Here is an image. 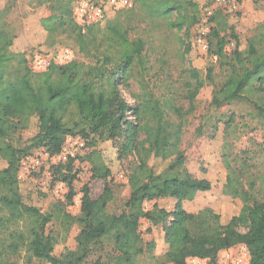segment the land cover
<instances>
[{
	"label": "trees",
	"instance_id": "16d2710c",
	"mask_svg": "<svg viewBox=\"0 0 264 264\" xmlns=\"http://www.w3.org/2000/svg\"><path fill=\"white\" fill-rule=\"evenodd\" d=\"M77 1L29 0V7L46 6L50 11L47 17L27 18V34L33 33L34 48L48 55L54 52L59 39L66 38L88 60L51 63L42 72L30 66L24 53L13 51L15 37L5 22L8 11L0 9V264H13L11 258L24 249L50 264H89L88 258L105 240L114 244L119 260L130 264L143 253L139 232L142 219L153 226L163 225L168 245L164 257L168 263L188 264L190 258L214 260L221 251L245 245L250 264H264V198L257 194V182L264 191V176L256 179L251 175L249 162L253 157L243 158L240 166L234 167L223 155L226 171L219 182L226 195L242 201L240 214L223 225L210 208L188 213L183 203L192 201L198 193L209 192L212 185L206 179L195 178L188 169L182 150L188 113L175 106L172 99L147 92L144 52L148 40L131 35L142 24L148 27L153 22H163L190 38L191 30L201 20V11L210 6V1L133 0L132 8L118 11L106 25L99 22L86 26L75 19ZM212 21L218 24L212 35L217 40V55L223 61L227 43L219 31L222 26L227 28L226 16L217 12ZM231 30L234 33L233 27ZM233 38L234 56L241 64L242 41L236 35ZM189 51L190 47H185L183 56ZM248 54L253 66L238 72L232 68L214 95V108L241 99L253 81L264 83V57L257 55L253 45ZM191 72L196 82L188 85V99L193 106L205 82L196 70ZM136 80L143 94L130 104L123 92ZM257 109L264 117V109ZM34 129L38 132L28 147L21 149L12 143L20 131ZM121 131L126 134V142L117 149L116 157L108 160L96 148L100 143L114 142ZM69 137H80L85 146L93 149L86 160L93 175L108 183L122 170L124 156L134 153L138 163L129 179L131 196L126 212L120 216L107 213L113 199L108 187L97 200L85 192L77 250L59 257L55 254V238L46 231L52 216L41 205L44 195L36 187L21 190L19 171L21 160L34 149L44 148L50 155L67 152L70 156L66 145ZM69 160L63 168L67 171L64 181L73 169L74 159ZM167 162L165 171H155ZM166 198L176 201L171 213L156 205L152 210L144 208L146 202ZM242 227L246 232L239 230ZM94 264H102L101 258Z\"/></svg>",
	"mask_w": 264,
	"mask_h": 264
},
{
	"label": "rangeland",
	"instance_id": "374dc122",
	"mask_svg": "<svg viewBox=\"0 0 264 264\" xmlns=\"http://www.w3.org/2000/svg\"><path fill=\"white\" fill-rule=\"evenodd\" d=\"M95 1L106 2L107 0ZM208 1L214 15L221 12L226 16L227 28L222 29V26L219 31L220 36L227 43L223 61L217 55V40L212 35V29L218 24L212 21L214 15L208 18L205 9L200 13L201 20L198 25H201L200 32H206L204 41L208 45L207 50L196 43V36L199 33L197 26L191 30L190 38L185 37L184 31L170 29L163 22H153L148 27L142 24L131 35L133 38L141 36L148 40L144 52L147 60L145 76L147 92H151L155 97L172 99L175 106L180 107L184 113H188L182 138V150L188 169L195 178L206 179L212 185L209 192L198 193L192 201H185L183 208L191 214L210 208L220 216L221 223L227 225L234 216L240 214L243 203L240 199L226 195L219 182L226 171L223 155L229 157L234 167H239L243 158L253 157V160L249 162L252 165L251 175H254L256 179L264 176V117L257 109V106L264 109V83L253 81L241 99L231 101L219 109L212 106V101L233 67L238 72L253 66V58L248 54L250 45L256 48L259 57H264V0H240L239 10L230 15L219 10L222 7L220 1ZM28 3L29 0H0V9L8 11L5 22L15 37L13 51L24 53L30 66L34 67L33 58L39 52L34 48L36 42L33 39V33L27 34V18L47 17L50 11L46 6L29 7ZM75 6L76 3L74 5L76 14ZM117 12L108 8L107 17L102 24L106 25ZM75 14V19L80 24ZM232 27L234 33H232ZM233 35L242 41L240 52L243 54V62L241 64L234 56L236 41ZM185 47H190V51L183 56ZM63 49H69L78 62L88 61L66 38L59 39L54 52L46 56L58 55ZM191 70H196L200 80L205 82L193 106L188 99V85L196 82L192 78ZM142 94L137 80L132 81L131 86L123 92L130 104ZM37 132V129L22 130L12 139V143L24 149L30 145V140ZM126 138L125 132L121 131L114 142L100 143L96 149L102 151L106 159L113 160L117 155V149H121ZM144 138L143 135L141 140ZM66 145L68 152L72 153L70 156L67 152L64 153L67 156L66 160L60 156L61 154L50 155L44 148L34 149L23 158V161L28 162L40 157L41 166L29 171L21 166L19 171L21 190L36 187L44 195L41 205L44 212L52 216V222L47 226L46 231L55 238V254L59 257L69 251L77 250L78 236L82 230L78 220L82 216L81 205L85 192H88L92 200H97L108 187L112 191L113 199L107 206V213L120 216L126 212V205L131 196L129 179L138 163L134 153L124 156L122 170L115 175L113 181L108 183L106 179L93 175L92 166L86 160L93 149L88 145L85 146V141L80 137H69ZM69 157L74 159L73 169L69 174L70 178L64 181L67 171L63 168L69 163ZM168 164V162L161 164L155 171L162 173ZM257 194L259 198H264V191H260L259 182H257ZM175 204V200L166 198L146 202L144 208L152 210L156 205L159 209L171 213L174 211ZM239 230L242 233L246 232L243 227ZM139 232L142 236L143 253L130 264H171L164 257L168 245L163 225L153 226L142 219ZM222 252L214 260L201 259L199 264H220ZM236 252L233 248L232 254ZM119 256L114 244L110 240H105L93 251L88 262L94 264L98 258H101L102 264H127L119 260ZM11 262L13 264H50L36 259L27 249L13 256Z\"/></svg>",
	"mask_w": 264,
	"mask_h": 264
},
{
	"label": "built area",
	"instance_id": "2783aa9c",
	"mask_svg": "<svg viewBox=\"0 0 264 264\" xmlns=\"http://www.w3.org/2000/svg\"><path fill=\"white\" fill-rule=\"evenodd\" d=\"M221 3V10L223 13L230 15L239 10L240 0H218ZM76 17L82 26L91 25L105 21L108 13V8L114 11H120L124 9H130L133 7V0H107L104 1H93V0H78L76 2ZM205 12L208 18L214 15L212 8L206 7ZM199 33L196 36V43L207 50L208 45L204 41L205 31H201V25H197ZM203 30V29H202ZM75 60L74 54L69 49H63L58 55H52L50 57L44 56L43 54L37 53L33 58L34 67L37 72L45 71L51 63L57 65H64ZM64 160L67 156L64 153L60 155ZM20 167L29 171L32 169L39 168L41 166V158L37 157L28 162L23 159L21 160ZM233 248L236 249V254H232ZM231 249L224 250L222 252V260L220 264H250V253L245 245H238ZM201 259L190 258L188 264H199Z\"/></svg>",
	"mask_w": 264,
	"mask_h": 264
}]
</instances>
